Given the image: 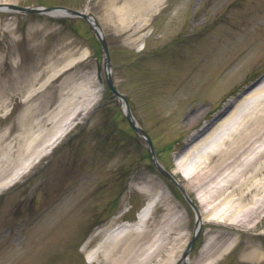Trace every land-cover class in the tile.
<instances>
[{
  "label": "rangeland",
  "instance_id": "obj_1",
  "mask_svg": "<svg viewBox=\"0 0 264 264\" xmlns=\"http://www.w3.org/2000/svg\"><path fill=\"white\" fill-rule=\"evenodd\" d=\"M86 1L0 4L80 10ZM113 10L110 0L88 4V11L103 24L114 83L150 137L155 161L194 198L196 191L182 177L184 168L176 167L177 159L185 153L189 136L264 70V0H161L133 23L116 22ZM4 14L0 11V45L9 48L13 61H0V73L11 80L0 79V87L16 89L0 96V134H6L2 151L16 149L19 129L11 126L18 121L25 98L18 88L22 83L32 85L36 75L31 104L43 108L33 121L46 120L30 131L27 142L35 151L26 156L34 158L63 128L77 124L9 187L1 185L21 163L13 159L7 166L1 153V165L10 169L0 178V264H105L101 257L89 262L88 254L104 238L103 229L134 220L149 199L142 191L143 173L154 170L148 146L129 128L118 103L97 87L93 71L101 54L87 25L73 20L76 34L70 24L54 25L43 15L16 13L13 19H2ZM179 33L189 39L180 41L184 37L176 38ZM173 38L179 43L172 42L169 49L175 50L160 61V52L168 49L161 44ZM18 70H25L27 76L23 79ZM93 102H98L95 110L84 117ZM255 178L264 181V172ZM223 208L209 215L230 223L233 216L224 218ZM47 212L51 215L44 222L50 233L45 238L47 226L38 222ZM167 212L160 201L147 225L159 223ZM94 214L98 226L89 227ZM182 223L181 230L172 232L180 237L173 244V257L167 260L165 252L160 264H175L188 245L195 228L192 210L184 214ZM204 223L188 264H264V234L253 241L258 258L241 260L242 245L216 236L210 222ZM261 229L264 217L255 230ZM224 244L231 245L225 252ZM214 249L221 252L211 257Z\"/></svg>",
  "mask_w": 264,
  "mask_h": 264
},
{
  "label": "bare ground",
  "instance_id": "obj_2",
  "mask_svg": "<svg viewBox=\"0 0 264 264\" xmlns=\"http://www.w3.org/2000/svg\"><path fill=\"white\" fill-rule=\"evenodd\" d=\"M6 1L14 0H0V2ZM124 2L127 5L124 16L126 15L127 19H134L141 16L145 6L155 0H124ZM1 10L6 9L1 7ZM52 13L57 16L65 15L64 11ZM120 17L121 15L117 14V18ZM2 19L9 18L4 16ZM19 75L23 76L21 73ZM38 80L36 75L30 81L32 85L26 86L22 83L18 88V94L25 98L18 121L11 126L19 129L15 137L16 149L11 151L6 148L4 149L6 153L3 152L2 143L6 139V134H0V155L2 153L3 164L9 166L13 159L21 163L4 180L2 187L14 183L35 162V159L33 162L32 158L26 156L34 150L32 143L27 142V137L34 127L46 120L41 118L39 122L33 121L43 108V106L35 107L31 104L33 92L31 89ZM262 93H264V83L236 101L233 109L223 120L215 123L208 131L205 132V128L201 131L205 133L204 136L190 146L178 159L177 164L184 168L187 183L197 192V200L205 215L212 214L217 207L225 205L224 218L233 216L231 221L242 227L257 224L264 212V181L255 178L264 172V94ZM43 154L45 150L38 153L36 158ZM191 157H194L192 163L189 161L187 164L188 158L190 160ZM9 169L5 170L0 163V178ZM145 187L150 189L151 184H146ZM146 188L142 190L153 195ZM251 194H254L253 197L256 198H253ZM247 199L249 201H245ZM156 204V200L148 202L137 215L134 223H125L110 230L89 253V261L92 262L97 257H101L105 264H150L152 262L158 264L163 253L172 252L177 238L172 237L171 233L177 230L179 225L167 214L159 223H154L152 227L147 226L148 217ZM171 211L174 210L171 209ZM202 219L198 221V225L202 223ZM220 252L221 250L214 249L211 257ZM241 257L246 260H255L258 255L255 251L246 249L241 252Z\"/></svg>",
  "mask_w": 264,
  "mask_h": 264
}]
</instances>
